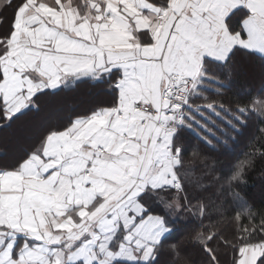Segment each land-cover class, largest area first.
<instances>
[{"label": "snow or ice", "instance_id": "snow-or-ice-1", "mask_svg": "<svg viewBox=\"0 0 264 264\" xmlns=\"http://www.w3.org/2000/svg\"><path fill=\"white\" fill-rule=\"evenodd\" d=\"M248 62L264 79V0H0V130L107 98L0 155V264H264Z\"/></svg>", "mask_w": 264, "mask_h": 264}, {"label": "trees", "instance_id": "trees-1", "mask_svg": "<svg viewBox=\"0 0 264 264\" xmlns=\"http://www.w3.org/2000/svg\"><path fill=\"white\" fill-rule=\"evenodd\" d=\"M249 89H264V79H262L261 69L259 68L258 64H254L253 62H248L246 68L244 69L243 75L233 80L231 90L228 95L230 96L235 92H239L242 94ZM98 91V89H94L88 84H82L74 91L61 93L60 95L54 97H48L43 101L47 102L49 104L48 106H50L51 108L48 114H45L43 116L40 112L38 116L32 117L30 115L29 117L24 118V120L27 118H31L35 120L39 126L43 124L56 123L57 121L62 120L68 114V111L70 109L75 108L79 110H85L94 104L106 101L107 98L98 95ZM88 99L89 101L91 100V102H89V104H86L88 103L86 102L88 101ZM52 102H58V105L55 107L50 105ZM18 125L19 123L12 129H8L6 131L0 130V154H6L7 156V151L10 146L9 142L12 140H16L17 142L22 143V139H25V137L27 136V134H24L22 132L17 133L16 129ZM31 130L32 132L30 133V135L35 131V129ZM221 159L225 162L228 161L227 157H221ZM261 167V164L258 162L255 171L250 173L248 177L249 184L245 189L247 197L257 207L264 204V186H262L259 179ZM193 259L198 261L199 257L195 253H193ZM228 259H230V257H222V262L226 264ZM189 264H191V262H189Z\"/></svg>", "mask_w": 264, "mask_h": 264}, {"label": "rangeland", "instance_id": "rangeland-1", "mask_svg": "<svg viewBox=\"0 0 264 264\" xmlns=\"http://www.w3.org/2000/svg\"><path fill=\"white\" fill-rule=\"evenodd\" d=\"M88 103L86 104H89V102H91V100L89 101H86ZM49 104L47 102H43L42 103V106H41V115H45V114H48L50 111V106H48ZM50 105L52 106H57L58 105V102H52ZM71 108V107H70ZM42 116V117H43ZM19 125L17 126V133H24V134H27V136L25 137V139H22V142H25L27 141V139L29 138V135L30 133L32 132L31 129H36L37 127H39V125L37 124V122L31 118H27L25 119L23 122H18ZM24 140V141H23ZM20 143L17 142L16 140H12L9 142V149L7 151V157H11L12 154L14 153V151L16 150V148L18 147ZM0 155H3V154H0ZM6 156V154L4 155Z\"/></svg>", "mask_w": 264, "mask_h": 264}]
</instances>
